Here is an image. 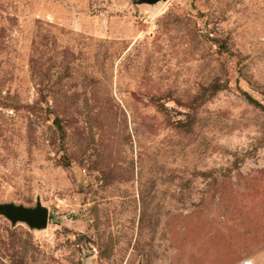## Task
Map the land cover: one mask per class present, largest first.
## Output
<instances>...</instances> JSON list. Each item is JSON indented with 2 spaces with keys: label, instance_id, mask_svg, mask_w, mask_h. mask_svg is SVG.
I'll return each instance as SVG.
<instances>
[{
  "label": "rangeland",
  "instance_id": "obj_1",
  "mask_svg": "<svg viewBox=\"0 0 264 264\" xmlns=\"http://www.w3.org/2000/svg\"><path fill=\"white\" fill-rule=\"evenodd\" d=\"M0 264H264V0H0Z\"/></svg>",
  "mask_w": 264,
  "mask_h": 264
},
{
  "label": "water",
  "instance_id": "obj_2",
  "mask_svg": "<svg viewBox=\"0 0 264 264\" xmlns=\"http://www.w3.org/2000/svg\"><path fill=\"white\" fill-rule=\"evenodd\" d=\"M161 0H141V3L157 4ZM49 210L41 203L35 208L25 207L22 205L8 204L0 207V215H5L14 223L24 222L31 228L43 229L49 224Z\"/></svg>",
  "mask_w": 264,
  "mask_h": 264
},
{
  "label": "built area",
  "instance_id": "obj_3",
  "mask_svg": "<svg viewBox=\"0 0 264 264\" xmlns=\"http://www.w3.org/2000/svg\"><path fill=\"white\" fill-rule=\"evenodd\" d=\"M238 264H256V263L250 259H243Z\"/></svg>",
  "mask_w": 264,
  "mask_h": 264
}]
</instances>
